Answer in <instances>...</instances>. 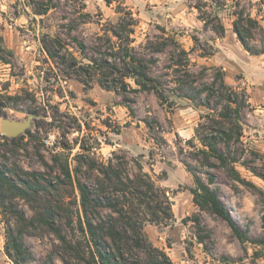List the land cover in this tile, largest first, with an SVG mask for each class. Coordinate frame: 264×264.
Returning <instances> with one entry per match:
<instances>
[{
  "label": "rangeland",
  "instance_id": "obj_1",
  "mask_svg": "<svg viewBox=\"0 0 264 264\" xmlns=\"http://www.w3.org/2000/svg\"><path fill=\"white\" fill-rule=\"evenodd\" d=\"M200 1L209 5L202 15L194 7ZM225 1L227 5L219 9L210 0H0V46L7 50L0 52V58L9 62L0 60V163L46 179L39 198L0 203L3 246L5 222L10 221L13 228L23 230L31 258L27 264H95L96 247L84 230L87 216L77 185L81 182L97 202L88 212L94 227L105 221L119 222V213L107 201L111 198L112 206L129 213L144 240L164 251L173 264H264V55L253 56L243 48L233 32L232 15L240 6L264 28V0ZM119 6L138 20L133 46L138 55L155 61L152 73L167 94L166 104L151 92L123 96L108 91L96 78L76 75L59 63L60 52L69 64L73 58L81 62L77 69L91 64L95 46L104 43L99 39L108 23L116 20ZM215 15L225 27L224 37L201 20V16L212 19ZM162 30L172 41L162 40ZM254 32L249 42L260 45L262 35ZM149 42H163L167 47L148 51ZM174 42L189 52L188 59L173 52ZM80 43L86 47L84 55ZM218 70L240 94V102L242 94L248 97L250 107L243 112L241 141L232 142L231 149L221 145L227 165L212 158L211 167L203 166L198 156L202 145L197 129L207 124L206 116H216L202 105L207 102V93L202 92ZM187 72L194 77H187ZM186 93L200 97L193 101L184 97ZM210 103L216 106L217 101ZM28 119L30 128L14 137L15 141L1 133L3 120ZM49 133L58 140L57 154L44 145ZM109 160L123 182L127 162L128 174L134 177L141 170L157 188L168 192L165 198L173 217L157 219L131 197L129 205L125 189L111 186L89 168L95 162L100 170ZM67 168L72 182L64 173ZM189 169L207 185L208 174L214 177L209 187L250 242L241 243L224 220L194 204L191 190L197 185ZM41 197H48L51 215L41 206ZM49 215L52 226L42 222ZM22 216L27 223H18ZM97 234L111 253L115 249L111 238Z\"/></svg>",
  "mask_w": 264,
  "mask_h": 264
},
{
  "label": "trees",
  "instance_id": "obj_2",
  "mask_svg": "<svg viewBox=\"0 0 264 264\" xmlns=\"http://www.w3.org/2000/svg\"><path fill=\"white\" fill-rule=\"evenodd\" d=\"M210 1L218 5L217 7L219 9L227 5L225 0H223V3L220 2L221 0ZM108 3L110 4V2ZM194 7L202 15L207 13L205 9L208 8L209 5L208 3L200 1V3ZM116 14V20L108 23L109 28L104 30V37H100L99 39L104 43L95 46L96 48L94 51H96V58H92L90 61L91 64L87 66L80 65L77 69L76 66L81 64V62L78 63V61L73 58V62L69 64L68 58L65 55L62 56L63 54H60V52L59 63L66 66L68 69H73L76 75L81 77L86 76L90 80L96 78L99 85L108 91H114L123 96H126L129 92H151L155 94L162 104L168 103L169 99L162 88L160 79L155 77L152 73L151 67L155 61L148 60L146 57L138 55L133 46L135 42L133 36L138 26L137 18L130 10L122 6L117 8ZM232 15L235 17L233 32L236 34L243 48L250 55H264V28L259 20L252 18V16L246 13L240 6H236V10H234ZM201 20L204 22L205 27L213 31L218 37L225 36V27L218 16L215 15L212 19H210V16L207 18L201 16ZM256 30L262 35L260 45L251 44L249 42L250 39H254L256 35L254 31ZM162 33L164 35L162 37L164 42L172 41L170 37H165L166 33L164 30H162ZM0 40L2 41V38H0ZM174 44L176 48L173 49V52H179L188 59L189 52L183 50L177 42H174ZM78 47L79 51L84 55L86 51L85 45L80 43ZM165 47H167V45L163 44V42L160 44L149 42L146 48L148 51H155L156 49L158 51H163ZM6 51L7 50L3 46H0L1 53ZM0 60L9 64V62L3 60V58H0ZM205 71L207 70L205 69ZM187 77L193 78L194 74L188 73ZM81 82L85 85L87 83L86 80H81ZM131 82L137 88H133ZM180 83L186 85L184 81H180ZM206 87L208 88L202 93H207V102H204L202 105L214 111L216 116H206L207 124H201L197 129V138L202 145V149L198 150V156L203 158V166L213 167L214 164L211 162L212 158L217 159L223 165H227V160L221 149V145H225L228 149H231L232 142L239 143L241 141L243 137V112L250 107V104L247 99L248 97L244 94H242L243 101L240 102V94L226 84L224 75L220 70L217 71L213 83ZM189 91L193 92L192 90ZM184 97L195 101L200 95L192 96L186 93ZM213 99L217 101L216 106H212L210 103ZM3 138L8 140V138L4 136ZM11 140L15 141L16 138ZM124 166L126 173L125 182H123L121 176L117 174L112 160H109L107 166L102 167L100 170H98L99 168L95 162L89 164V168L91 170H97L100 175L104 177L105 182H109L111 186L117 185L122 191L125 189V195L129 205L133 203H130L131 199L128 198L131 197L134 201L137 200L139 204L145 205L153 217L158 219L163 215L166 216V218H172L171 204L169 200L165 198L166 192L157 188L150 177L143 174L141 170L139 175L133 177L128 174L127 162ZM231 171L237 175L234 167H232ZM189 172L193 174L197 185L195 189L191 190L194 204L199 207L201 211H206L224 220L241 243L245 244L250 242L249 236H247L233 219L227 206L219 199L217 192L209 187V185L215 183L214 177L208 174L209 185H207L197 174L193 173L191 169H189ZM64 173L72 182L71 171L67 168ZM21 174L25 175L27 178L23 179L22 176H20ZM29 177H31L30 180ZM237 177L240 179L239 175ZM43 183H46V179L43 175L39 176L36 173H27L18 168L16 171H12L7 165L0 163V203H4L7 199L22 198L27 200L31 197L35 199L39 198V195L45 190ZM77 185L81 196V206L87 216L84 222V230L96 247L93 251L95 264H173L164 251L154 248L144 240L141 230L133 224L129 213H126L123 208L118 209V207L112 206L111 198H107V201L109 202V206L112 207L116 213H119V222L111 221L109 223L105 221L94 227L93 222L89 219L88 212L90 208L97 205V202L91 198V193L85 184L78 182ZM40 200L41 206L45 210L47 209L46 214L51 215L52 207L50 206L51 203L48 197H41ZM50 215L48 218L42 219V222L52 226ZM20 219L18 223H27L26 218L23 216L20 217ZM5 223L7 225L6 243L4 246L5 254L13 264H27V261L31 258L23 241V230L20 226L13 228L10 221H6ZM197 224L200 225L199 220ZM127 228L131 231L130 235L128 234ZM97 231L111 238V241L115 245V249H111V253L109 252V247L108 249L106 248V242L103 238L99 237ZM200 241V243H203V238H201Z\"/></svg>",
  "mask_w": 264,
  "mask_h": 264
},
{
  "label": "water",
  "instance_id": "obj_3",
  "mask_svg": "<svg viewBox=\"0 0 264 264\" xmlns=\"http://www.w3.org/2000/svg\"><path fill=\"white\" fill-rule=\"evenodd\" d=\"M31 126V119L25 122L14 120H3L1 123V133L7 137L14 138L24 133Z\"/></svg>",
  "mask_w": 264,
  "mask_h": 264
},
{
  "label": "built area",
  "instance_id": "obj_4",
  "mask_svg": "<svg viewBox=\"0 0 264 264\" xmlns=\"http://www.w3.org/2000/svg\"><path fill=\"white\" fill-rule=\"evenodd\" d=\"M44 145L45 147L53 154H57L60 150V146L58 143V140L53 133H49L46 138L44 139ZM169 195V193H166Z\"/></svg>",
  "mask_w": 264,
  "mask_h": 264
},
{
  "label": "crops",
  "instance_id": "obj_5",
  "mask_svg": "<svg viewBox=\"0 0 264 264\" xmlns=\"http://www.w3.org/2000/svg\"><path fill=\"white\" fill-rule=\"evenodd\" d=\"M3 241L2 240V237L0 236V264H13V262L11 260H9L7 258V255L5 254V251H4V246H3Z\"/></svg>",
  "mask_w": 264,
  "mask_h": 264
}]
</instances>
